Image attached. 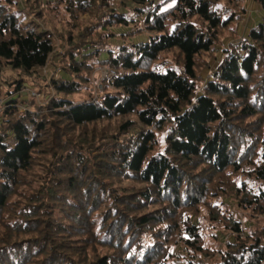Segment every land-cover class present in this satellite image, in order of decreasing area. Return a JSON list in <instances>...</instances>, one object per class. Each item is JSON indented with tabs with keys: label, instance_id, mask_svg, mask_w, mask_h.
I'll list each match as a JSON object with an SVG mask.
<instances>
[{
	"label": "trees",
	"instance_id": "16d2710c",
	"mask_svg": "<svg viewBox=\"0 0 264 264\" xmlns=\"http://www.w3.org/2000/svg\"><path fill=\"white\" fill-rule=\"evenodd\" d=\"M23 1L0 0V80L18 96L0 98V264H264V225L231 210L264 218V16L219 52L245 0ZM137 19L146 40L99 59ZM55 38L63 75L20 113Z\"/></svg>",
	"mask_w": 264,
	"mask_h": 264
},
{
	"label": "rangeland",
	"instance_id": "374dc122",
	"mask_svg": "<svg viewBox=\"0 0 264 264\" xmlns=\"http://www.w3.org/2000/svg\"><path fill=\"white\" fill-rule=\"evenodd\" d=\"M243 3H244V9L246 11H245V13L241 14V17H242L241 21H239L238 23L236 21V23L234 25L231 24L230 27L227 29V32L221 31V32H219V34L217 36L218 38H217V42H216V45H217L216 49H218L219 52L221 51V48L229 47L231 43L232 44L235 43L236 40H234L235 37H233V35H232L233 33L231 30H233L234 28L236 30V28H237V32L240 34H243L245 36L247 34V32L250 30V28L255 27L263 19L264 15H263V12L261 11V9L259 8V1L258 0H245ZM20 5H22V9L25 8V6H24L25 3L23 0H22ZM122 11H124V10L122 9ZM31 21L32 22L35 21V17L32 18V20H30V22ZM138 21L139 20L137 19L136 20L137 23H135V24L131 22L129 24L130 25L129 28H115V29H113V32L117 35H119V34L125 35L126 34L127 36H129V37L131 36V37L130 38L116 37V38L108 41V43L105 45L104 49H102L103 54H99V56H98L99 59L106 57V53H107L106 51H108V49H111L113 51V57H116L117 53H118V49H119V47H121V45L123 43L130 45L131 43H138L141 41H145L146 38L148 37V34L146 32L142 31L140 34H136L138 32L137 27H139V25H141L140 24L141 22H138ZM36 24H37V22H36ZM38 24H39V22H38ZM142 30H143V28H142ZM51 31H54V30H51ZM61 43H62V41H60L58 38L57 39L55 38V42H54L55 48H54L53 59H50V61L46 64L45 67L36 70V74H34L35 75L34 78L36 77L35 79H37L39 87L36 85L37 83H34L36 85V87L33 86V88H35V90L40 93V96L38 95V93H35L32 88H30L31 86H30L29 80L24 81V86H25L24 91L26 90V88H28L27 90L33 91L37 97H35L36 102L34 103V105H35L34 107L29 106V104L31 102H27L26 106L24 104H18V109H19L20 113H24L27 110L32 111L34 108L37 109V106H42L46 103L45 101H43L44 98L51 97L52 90H51V87H49V86H51V83H52L51 79L57 80L60 75H63V71L61 69L60 63L58 62L59 59L63 58V56H59V55L57 56L56 55V53L58 51H61V49H60ZM55 55L57 57H55ZM214 55H216L217 59H216V61L210 62L211 63L210 64V70H207L204 72L198 71V75H200L201 79L196 84L197 92L202 91L204 89L205 83L208 80H210L214 70L217 67L219 60L222 59V54H220V53L218 54L216 52L215 54L214 53L208 54L207 56L209 59L207 61L212 60ZM56 60H58V61H56ZM161 61H164L166 63L168 61V63L171 65L170 67L174 68L175 70L180 71V69H181V63H180L181 61H180L177 53L173 52V53H169L168 55L164 54L161 57ZM199 62H201V61L199 60ZM204 62H206V61L204 60ZM199 66H203V64L199 63ZM198 70H200V69L198 68ZM97 72H98V70L92 74V77H91L92 82L90 83V90H87V88L85 89V87H86V85H85L84 88L82 89L81 93L73 96L74 101L86 100L88 95L90 94V91L93 92V89L95 91L94 81L99 80L97 78V76H101L100 71L98 72V74H97ZM10 75H12V74H10ZM11 77H13V76H11ZM16 77L17 76H15V78ZM12 90L13 89H11L9 87H5L1 83V80H0V94L2 95L0 97L1 101H2L1 105H4L6 102L10 101L12 98L14 99L15 97L16 98L18 97V96H15V93L12 92ZM22 94L21 95L24 96L23 98H25V100L29 101L28 99H26L27 98L26 95L24 93H22ZM2 110H3V107H1V111ZM131 135H133V134H131ZM120 140L123 141V138H121ZM103 149H106V147ZM231 210L234 211L237 219L242 224H244V228H243L244 232H247V233L252 232L254 234L255 233L258 234L259 228L263 227V225H264V218H260V217L254 218V217L250 216V214L248 212H244L242 210H239L236 206H233ZM210 235H211V231L207 230L205 243H206V245L213 247L216 244H215V241L210 237ZM176 264H186V263L183 262V260L178 259ZM197 264H208V261L198 260Z\"/></svg>",
	"mask_w": 264,
	"mask_h": 264
},
{
	"label": "built area",
	"instance_id": "2783aa9c",
	"mask_svg": "<svg viewBox=\"0 0 264 264\" xmlns=\"http://www.w3.org/2000/svg\"><path fill=\"white\" fill-rule=\"evenodd\" d=\"M100 73H101V79L106 78L109 81L112 79L113 72H111L110 70L102 69V70H100ZM101 79L94 81V83H95V86H94L95 91L101 92L103 90V86H102V83H101L102 80ZM26 91L29 92L31 94V96L37 97L34 92H31L29 90H26Z\"/></svg>",
	"mask_w": 264,
	"mask_h": 264
},
{
	"label": "crops",
	"instance_id": "0c3cea01",
	"mask_svg": "<svg viewBox=\"0 0 264 264\" xmlns=\"http://www.w3.org/2000/svg\"><path fill=\"white\" fill-rule=\"evenodd\" d=\"M241 35H243V34H241Z\"/></svg>",
	"mask_w": 264,
	"mask_h": 264
}]
</instances>
